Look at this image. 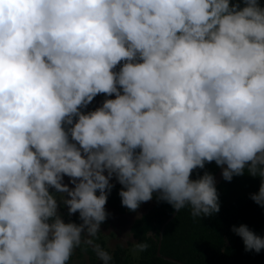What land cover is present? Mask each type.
Wrapping results in <instances>:
<instances>
[{"label":"clouds","instance_id":"1","mask_svg":"<svg viewBox=\"0 0 264 264\" xmlns=\"http://www.w3.org/2000/svg\"><path fill=\"white\" fill-rule=\"evenodd\" d=\"M212 162L260 177L264 207L260 0H0V264H68L82 244L111 264L92 238L113 179L129 211L155 194L211 217L215 176L192 175Z\"/></svg>","mask_w":264,"mask_h":264},{"label":"trees","instance_id":"2","mask_svg":"<svg viewBox=\"0 0 264 264\" xmlns=\"http://www.w3.org/2000/svg\"><path fill=\"white\" fill-rule=\"evenodd\" d=\"M99 96L101 104L105 97ZM218 168L215 162L206 164L205 169L194 171L192 178L205 170L215 174ZM260 183L261 178L250 176L247 169L244 175L234 176L230 182L222 179L216 186L219 213L194 218L190 207H185L164 225L161 235L160 227L174 209L166 202L157 201L154 194L156 202L131 223L132 237L138 244L148 245L143 251H138L137 258H132L129 249L121 244L108 248L99 233L92 238L93 244L109 252L111 264H264V250L260 253L245 251L242 239L231 230L233 225L246 224L256 234L264 236V207L251 199ZM121 187L116 185L112 189L105 206L120 214H132L134 212L121 204L118 194ZM63 218L65 222H81L78 213L68 216L65 212ZM158 245L160 255L157 253ZM75 250L80 255L85 254L90 264H103L93 251V245L82 244Z\"/></svg>","mask_w":264,"mask_h":264},{"label":"rangeland","instance_id":"3","mask_svg":"<svg viewBox=\"0 0 264 264\" xmlns=\"http://www.w3.org/2000/svg\"><path fill=\"white\" fill-rule=\"evenodd\" d=\"M260 3L264 5V0H260ZM99 104L100 96H97L88 106V108L85 109V111L96 107ZM112 182L115 184V186L120 185L115 181V179H113ZM65 183H68L67 177H65ZM155 202L156 200L153 198L151 201L142 203L140 207L132 214H120L117 211L105 206L106 211L110 215L106 221L101 224V231L99 232V235L105 240L106 246L110 249H113L116 244H121L129 249V253L132 258H137L139 249L136 248V245H138V243L131 235V223L134 218L140 216L142 213L150 209ZM60 211L63 214L67 212V208L62 207ZM68 264H90V262L85 254L80 255L76 250H74Z\"/></svg>","mask_w":264,"mask_h":264},{"label":"water","instance_id":"4","mask_svg":"<svg viewBox=\"0 0 264 264\" xmlns=\"http://www.w3.org/2000/svg\"><path fill=\"white\" fill-rule=\"evenodd\" d=\"M114 98V97H113ZM225 167H226V165H225ZM221 168L219 167L218 169H217V171L215 172V174H214V176H215V181H216V186L222 181V176H221ZM176 210H174L173 211V213L170 215V217L161 225V227H160V235H161V233H162V231H163V228H164V225L170 220V219H172L173 217H174V215L176 214ZM159 245H160V242H159ZM159 245H158V249H157V253H158V255H160V252H159Z\"/></svg>","mask_w":264,"mask_h":264}]
</instances>
